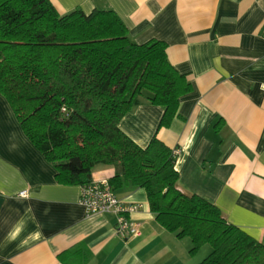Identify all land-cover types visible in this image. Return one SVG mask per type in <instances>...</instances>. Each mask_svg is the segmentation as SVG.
Returning a JSON list of instances; mask_svg holds the SVG:
<instances>
[{"label": "crops", "instance_id": "obj_1", "mask_svg": "<svg viewBox=\"0 0 264 264\" xmlns=\"http://www.w3.org/2000/svg\"><path fill=\"white\" fill-rule=\"evenodd\" d=\"M50 2L60 15L112 10L133 43H166L169 63L191 84L177 116L158 128L163 107L144 96L119 128L140 147L157 134L175 152L177 189L264 244V0ZM55 172L0 94V264H199L210 253L205 244L190 255L191 240L160 226L145 190L128 184L115 194L139 205L130 217L140 235L120 237L115 215L87 214L81 186L59 184ZM114 172L97 164L91 177Z\"/></svg>", "mask_w": 264, "mask_h": 264}, {"label": "trees", "instance_id": "obj_2", "mask_svg": "<svg viewBox=\"0 0 264 264\" xmlns=\"http://www.w3.org/2000/svg\"><path fill=\"white\" fill-rule=\"evenodd\" d=\"M166 47L133 43L112 10L60 15L50 0H0V94L56 181L82 186L97 164L110 165L112 188H143L157 223L191 240L190 255L211 247L199 264H264V244L216 205L177 189L175 153L157 134L140 147L119 128L144 96L163 107L158 128L177 116L191 84Z\"/></svg>", "mask_w": 264, "mask_h": 264}, {"label": "built area", "instance_id": "obj_3", "mask_svg": "<svg viewBox=\"0 0 264 264\" xmlns=\"http://www.w3.org/2000/svg\"><path fill=\"white\" fill-rule=\"evenodd\" d=\"M62 113H66V108H61ZM175 153V152H174ZM25 197L26 190L18 193ZM79 203L84 206L87 214L113 213L116 218V233L124 238H132L140 235V228L130 217L139 205L124 204L115 194V190L109 184L107 178L92 180L90 183L80 187Z\"/></svg>", "mask_w": 264, "mask_h": 264}]
</instances>
